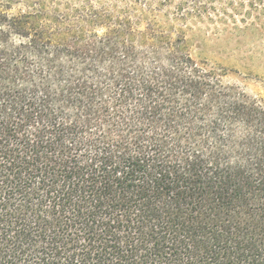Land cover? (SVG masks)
I'll use <instances>...</instances> for the list:
<instances>
[{"label":"trees","instance_id":"16d2710c","mask_svg":"<svg viewBox=\"0 0 264 264\" xmlns=\"http://www.w3.org/2000/svg\"><path fill=\"white\" fill-rule=\"evenodd\" d=\"M132 5L0 3V264H264V104Z\"/></svg>","mask_w":264,"mask_h":264},{"label":"rangeland","instance_id":"374dc122","mask_svg":"<svg viewBox=\"0 0 264 264\" xmlns=\"http://www.w3.org/2000/svg\"><path fill=\"white\" fill-rule=\"evenodd\" d=\"M108 1L134 3L142 29L149 21L158 34L179 39L193 59L221 69L226 84L264 104V0Z\"/></svg>","mask_w":264,"mask_h":264}]
</instances>
